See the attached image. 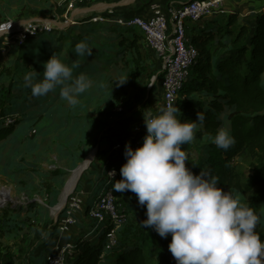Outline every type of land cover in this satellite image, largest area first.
Listing matches in <instances>:
<instances>
[{
	"label": "rangeland",
	"instance_id": "obj_1",
	"mask_svg": "<svg viewBox=\"0 0 264 264\" xmlns=\"http://www.w3.org/2000/svg\"><path fill=\"white\" fill-rule=\"evenodd\" d=\"M20 1L24 5L18 0H0V12L2 13L0 27L12 23L16 24L17 29L34 23V25L41 28L52 27V31L57 33V35L66 34V36L62 37L63 40H58L56 45L48 50L44 59L48 61L53 54V48H55L58 52L57 56L69 66L73 65V61L77 57V55H74V49L75 45L81 42V39H79L81 33L85 34L87 31L89 35H93L92 39L87 41L89 47L93 49V54L90 57L88 56V62L81 64L91 62L94 67H88L86 73L82 70V73L92 81V86L79 96L78 105L75 107L68 105L59 96L65 106L66 113L64 115L69 118L60 120L61 115L59 111L61 112L62 109L59 104V109L58 106L55 109L56 113L53 120L48 125H46L48 122L43 123L44 128L42 132L44 136L40 137V142L35 140L34 134L38 132L36 123L29 130L23 129V135L15 132L11 139L0 145V189H12L13 195L11 201L0 207V229L5 230H0V235L1 231L3 232V236H0V264H10L13 258L12 255H14L16 264H33L30 262V258H36L35 256H38L37 254L41 252V247L35 249L36 241H40L41 238L48 234L50 235L49 241L54 246L70 242L75 247L80 237L83 240H93L94 242L99 238L96 232L88 235V233L86 234L87 231L80 232L77 229L76 235H70L59 230L60 218L66 213L64 207L60 211H56L52 209L54 206H51L48 221L51 220L52 223L47 222L44 227H42V223L48 214L42 213V215L36 216L34 210L32 213L28 212V209L33 208V205L44 209L47 208L48 202L56 188L59 190V196L57 197L55 206H58L66 183L70 178L69 176L72 174L71 171H73H67L64 182L61 185L53 186L51 183L55 179L53 171L60 170L58 167L59 163L56 160L58 158L59 161L60 155L53 153L49 157H43L40 154L42 146L47 150L49 147H53L57 151L59 150V153L64 152L61 156H70L73 149L84 150L86 157L79 165L86 161L91 154H94L93 162L83 173L82 179L86 174L90 173V169L97 157L101 136L107 132L111 124L116 123L118 118L125 117L129 113H141V108H143L146 103L145 101H147L145 100L146 96L151 95L152 99L147 103L150 104V111L152 113H155L157 110V105L155 104L162 103L160 85L158 83L160 61L146 45L143 35L139 33L142 39L138 42L136 49L121 47L119 42L122 38H125L121 36V30L116 29L115 26H111V23L92 22V19L103 16L98 14V12L103 11L102 9L97 10L98 6H107L105 10L113 9L117 14L135 15L138 12V9L135 7L138 6L140 0ZM73 21L75 24H72ZM100 24L103 25L99 27ZM188 25H192V23ZM84 27L86 31H84ZM99 34L102 37H99ZM13 35L14 33L8 35L9 38L14 39L5 41L7 42V46L2 44L4 38H0V41L2 40L0 42L1 87L9 85L11 79H13L12 76L16 74L15 67L17 65L15 62L21 52V46L18 41H15L16 37ZM72 44H74V47H72ZM99 48H103L104 50V52L102 51L103 58L100 57ZM101 60L105 62V65H101ZM18 73L20 72L18 71ZM75 74H73L74 77ZM122 81L125 82L120 84L119 82ZM99 86H101L102 90ZM30 95L32 97V93ZM189 99L211 101V98L200 97L199 94L189 96ZM151 104H154V106ZM118 108H123V113L119 111L115 112V109ZM81 113L82 115H86L84 118L88 116L87 121H84V118L80 117ZM182 116V114H179V119H182ZM226 116H221L224 121L226 120ZM22 122L25 123L24 120ZM26 123L32 124L33 122L27 121ZM212 142L213 138L205 135L200 139L196 137L191 143L183 145V149L188 153L189 162L192 163L193 168H198L200 164L206 161L208 158V147ZM234 166L237 171L245 175L246 181L255 176L257 163L256 160L250 157L236 159L232 164V167ZM90 175L95 183H99L101 173H90ZM91 179L85 178V181L91 184ZM83 186L81 188H84ZM112 187L114 189V186ZM101 189L103 191L105 185L100 188V191ZM114 193L116 212L120 214L119 216L126 215V217L120 219L122 220L121 223H117V248H120L121 245L123 246L122 248H129L133 244L130 241L131 238H134L132 232L134 234L136 229L144 227L140 222L147 218L146 206H141L136 194L131 191H114ZM235 196L238 197L241 203L247 206L251 200V194L242 196L235 193ZM90 197H87L86 206L92 203L89 200ZM260 210L262 211V215H264V203ZM79 220L80 218H78L77 223L79 226H83V228L80 227L81 230L86 229L87 226L90 228L91 225L89 224L93 221L90 217L85 219L84 215L81 217L82 223ZM146 229L152 230L155 236L162 238L154 229ZM170 237H172L171 234L164 239L168 240ZM123 238L129 242L123 243ZM138 246L143 248L144 253L148 257L149 264H166L162 260L161 253L153 255L150 253L148 245ZM110 251L112 249L110 250L106 247L104 252L106 254L103 255L102 259L103 262L108 257V252ZM32 252L35 253L33 257H31ZM73 255H75V250H73L71 257ZM18 258L20 259L19 261L17 260ZM24 259H27V261Z\"/></svg>",
	"mask_w": 264,
	"mask_h": 264
},
{
	"label": "trees",
	"instance_id": "obj_2",
	"mask_svg": "<svg viewBox=\"0 0 264 264\" xmlns=\"http://www.w3.org/2000/svg\"><path fill=\"white\" fill-rule=\"evenodd\" d=\"M124 15L118 14V17ZM1 21L2 13H0V23ZM107 23H111V26L121 30V36L125 37L119 42L121 47L137 48L138 42L142 39L139 35L142 33L138 29L121 27L112 22ZM101 25L103 24H100L99 27ZM84 31H86L85 27ZM187 34L191 44L198 51V58L180 92L178 107L181 113H178L177 116L179 118V114H182L181 120L194 121L197 119L198 112H203L206 119L197 129L196 137L199 139L205 135L213 138L221 127L228 129L235 138V144L228 150L218 148L212 142L208 147V158L205 162L200 164L198 168H193L192 163L187 161V166L195 174H199L204 169L212 175L218 176L220 178L218 186L225 191H232L234 194L237 193L242 196L251 194L248 206L260 216L256 230L261 239L264 240V215L260 210L264 203V11L256 14L253 21L244 20L238 13L207 18L199 24L188 25ZM64 36L66 34L57 35L53 31L42 32L36 37L28 39L25 45L21 46V52L15 62L17 65L15 67L16 74L12 76L13 79L9 85L0 86V110L3 114L0 117V145L11 139L21 126H25L29 130L37 123L38 127L47 115L51 122L57 106L59 109V104L62 109L61 112L59 111L60 120L69 118L64 115L66 110L59 97L61 91L59 86L46 96L35 97L32 95L31 97V89L24 86L23 80L26 73H33L34 81L43 78L44 65L47 62L44 58L48 50ZM92 36L86 31L85 34L81 33L79 39L87 42L92 39ZM99 37L102 36L99 34ZM143 40L145 41L144 36ZM127 43L129 44L126 45ZM53 49V54L58 55L57 50ZM98 50L100 57L103 58V48ZM77 61L79 62L78 66L73 69V74L76 72L75 77L82 74V70L86 73L88 67H94L91 62L81 64L89 61L87 55L84 57L77 55L73 63ZM101 63V65H105L103 60ZM161 78L162 75L159 74L158 81ZM195 94H199L200 97H209L211 101L190 100L189 96ZM222 115H227L225 121L221 117ZM84 116L86 115L81 113L80 117L84 118ZM8 117H11L14 122L6 127L4 119ZM87 119L88 116L84 118V121ZM23 120L25 123H21ZM27 121L33 123L28 124ZM118 121L119 118L116 122ZM37 140L41 141L40 138ZM81 153L80 161L82 162L86 153L84 150ZM242 157H250L257 163L255 176L249 181H246L245 175L237 171L235 166L232 167L233 162ZM75 168L77 167L72 170ZM66 174L67 172L61 169L53 171L55 179ZM99 182L91 194L92 198L89 199L92 203L86 206L84 211L85 219L89 218L88 213L92 204L103 193L100 188L103 185L111 188L114 186L113 183H109L102 177H100ZM58 196L59 190L56 188L48 202L50 208L51 206L55 207ZM33 207L35 206L33 205ZM29 211H33L32 207L28 209ZM65 216L66 213L60 219ZM122 217H126V215H121ZM79 221L82 223L81 220ZM89 225H91L90 228L87 226L86 229L81 230V226L77 223L73 228L79 229L80 232L87 231L86 234L88 233V235L96 232L99 238L95 242L83 240L82 237L78 238L75 245V255L68 259L67 264H149L143 248L138 245H148L150 253L153 255L161 253L162 260L166 264H177L168 248L172 237L168 240L158 238L152 230H147L145 227H139L134 234L132 232L134 238H131L130 241L133 244L129 248H122V245L117 248V243V246L108 252V257L103 262L108 234L115 224L113 220L108 219L103 223L93 220ZM0 230L5 231L4 229ZM2 231L0 236H3ZM122 241L123 243L129 242L125 238ZM12 256L10 264H16L14 255Z\"/></svg>",
	"mask_w": 264,
	"mask_h": 264
},
{
	"label": "clouds",
	"instance_id": "obj_3",
	"mask_svg": "<svg viewBox=\"0 0 264 264\" xmlns=\"http://www.w3.org/2000/svg\"><path fill=\"white\" fill-rule=\"evenodd\" d=\"M74 51L79 57L93 54L85 41L78 42ZM78 63L69 66L54 53L44 65L43 78L34 81L33 73H26L24 86L35 97L59 86L61 98L75 107L80 94L92 86L85 74L73 76ZM178 113L180 108L172 104L160 107L158 115L144 113V143L136 149L126 145L127 162L114 191L135 193L139 204L146 206L147 218L140 223L162 238L171 234L168 248L177 264H264V240L256 230L260 216L232 191L219 187L218 176L204 169L195 174L187 166L183 145L196 138L205 115L200 111L193 121L179 119ZM213 143L228 150L235 138L221 127Z\"/></svg>",
	"mask_w": 264,
	"mask_h": 264
},
{
	"label": "built area",
	"instance_id": "obj_4",
	"mask_svg": "<svg viewBox=\"0 0 264 264\" xmlns=\"http://www.w3.org/2000/svg\"><path fill=\"white\" fill-rule=\"evenodd\" d=\"M225 0H191L187 3L180 4L168 9L155 8L154 16L151 19H144L135 14H125L118 17V14L112 10L98 12L99 16L92 19V22H112L117 23L121 27L136 28L144 36L146 45L157 56L160 61L161 89H162V105L161 107L172 104L178 106V98L185 82L188 80L190 72L197 62L198 51L191 44L187 34L189 23L199 24L204 19L215 17L218 14L225 13ZM74 22V21H73ZM72 24H75V22ZM7 30L2 31L3 29ZM16 24L8 23L0 27V38H4L2 44L7 46V42L14 38H9V34L14 33L15 41L23 46L24 43L39 33L52 31V27H39L30 23L23 28H17ZM2 31V32H1ZM12 36V37H13ZM1 111V110H0ZM116 111L123 113V108ZM152 113V112H150ZM153 115H158L152 113ZM0 112V117L2 116ZM14 120L11 117L4 119L6 127L12 125ZM139 129H135V133ZM142 135V136H141ZM137 134L131 144L133 149L141 147L147 133ZM125 149L122 144H118L113 149L120 156V161L107 165L104 171V178L109 183L122 179L120 174L121 167L127 162ZM115 173L114 177L109 173ZM1 195V194H0ZM86 192L81 188H76L70 195L67 204L64 206L66 216L59 221V230L68 233L78 222V216L84 213L86 209L85 201ZM2 197V195H1ZM115 193L111 187H105L101 197L92 204L88 216L99 223H103L108 219L113 220V227L107 238V248L116 247L117 223H121V216L116 212ZM5 205V202L4 204ZM3 205H0L2 207ZM75 247L69 242L62 245H56L53 252L47 258V264H67Z\"/></svg>",
	"mask_w": 264,
	"mask_h": 264
},
{
	"label": "crops",
	"instance_id": "obj_5",
	"mask_svg": "<svg viewBox=\"0 0 264 264\" xmlns=\"http://www.w3.org/2000/svg\"><path fill=\"white\" fill-rule=\"evenodd\" d=\"M18 1L21 2L22 5H24L22 1L20 0ZM189 1L191 0H148V1L140 0V2H138V6L135 7L136 9H138V12L136 14L148 20L154 16L155 8L168 9L170 7H175L180 4L187 3ZM224 11L225 13L218 14L217 16H228L232 13H238L244 20L253 21L256 14L264 11V0H225L224 1ZM158 83L160 85V94H161L160 97L162 99L161 81L159 80ZM151 99H152L151 95L148 97L147 96L145 97V100L147 101H145L146 102L144 105L145 107L143 106V108H141V113H137V114L135 112L129 113L125 117H120L118 122L113 123L108 127L107 132L101 136L102 138L99 141L98 151L96 155L97 157L95 159L94 165L90 169V173L92 174L101 173V177L103 179L104 178L103 173L105 171L106 166L115 164L120 161L119 154L113 150L115 146L118 144H122L123 147L126 148L127 144L133 143L134 138L137 136V134L141 135V133H147L145 120H144V113L151 112L150 104L147 103L148 101H151ZM151 105L154 106V104H151ZM155 105H157V110L155 113L159 114V108L161 107L162 103L160 102L159 104H155ZM44 122H48L46 125L49 124L50 118L48 115L44 118V120L38 126L37 128L38 132L34 134L36 137L35 140H37V138H40L42 135H44V133L42 132L44 128V125H43ZM23 129H25V126H21L20 128H18L16 131L17 134L23 135L24 133ZM135 129H139V132L135 133ZM40 151L41 153L40 152L38 153L43 155V157H49L53 155V153L54 154L56 153V155L57 154L60 155L59 161H58V158H56L57 162L59 163L58 167L59 169L64 170L66 172L72 170L74 167H78L81 162L80 157L82 153L78 149H73L71 151L70 156H66V155L61 156V154H63L64 152L59 153L60 151L59 150L57 151L53 147H49L48 150L44 148H40ZM89 174H86L79 182V188H81L82 185H84L83 186L84 188H81V189H83L86 192L85 201L87 200V197L89 198L91 196L93 191L97 188V186L100 183V182L95 183L94 179H91V175L89 176ZM65 177L66 175H62V176H59L55 180L53 179L54 181L53 182L51 181L52 185L53 186L61 185L64 182ZM85 178H90L92 183L91 184L87 183L85 181ZM50 209L51 208L49 207V205H47V208L45 209H42L39 206L32 208V210L35 211L36 216L42 215V213L48 214L47 217L45 216L44 218L42 227H44L47 222L52 223L51 220L48 221V217L50 215V211H49ZM83 215L84 214L81 213L78 216V218H80L81 220V217ZM76 229L77 228H72L70 232H68V234L76 235V232H77ZM31 231L33 232V230ZM49 238H50V235L48 234L45 237L41 238L40 241H36L35 249L41 247V252L37 254L38 256H35L36 258H30L31 263L33 264H46L47 263L46 257L49 256L55 248L54 244L52 242L50 243ZM32 253L33 254L31 257L35 255L34 252ZM17 260L19 261L20 259L18 258ZM24 260L27 261V259H24ZM21 261L23 262L22 259Z\"/></svg>",
	"mask_w": 264,
	"mask_h": 264
},
{
	"label": "bare ground",
	"instance_id": "obj_6",
	"mask_svg": "<svg viewBox=\"0 0 264 264\" xmlns=\"http://www.w3.org/2000/svg\"><path fill=\"white\" fill-rule=\"evenodd\" d=\"M105 8H107V6L102 5V6H98L96 9L101 10V9H105ZM7 29H8V27L6 29H3L2 31H5ZM93 158H94V154H91V156L89 157V161H91ZM75 169L72 171V174H70L71 176H69L70 178L66 183V186L64 188L60 203L57 206L56 211L64 206V203H65L67 196L74 190V188L76 186V181L78 179L80 170L75 171ZM0 194L2 195V198L0 199V205H3L4 202L7 203L13 199L12 198L13 197L12 189H4V188L0 189ZM1 195H0V197H1Z\"/></svg>",
	"mask_w": 264,
	"mask_h": 264
},
{
	"label": "water",
	"instance_id": "obj_7",
	"mask_svg": "<svg viewBox=\"0 0 264 264\" xmlns=\"http://www.w3.org/2000/svg\"><path fill=\"white\" fill-rule=\"evenodd\" d=\"M91 156V155H90ZM89 156V157H90ZM89 157L86 159V161H84L81 165H79L75 171L77 170H80V173H79V176H78V179L76 181V186L74 188V190L78 187L79 185V182L81 180V177L83 175V173L86 171V169L89 167V165L93 162V159L91 161H89ZM74 190L67 196L66 200H65V203H64V206L67 204L68 200H69V197L70 195L74 192ZM63 206V207H64ZM63 207H61L59 210H61ZM52 209L56 210L57 209V206L53 207Z\"/></svg>",
	"mask_w": 264,
	"mask_h": 264
}]
</instances>
